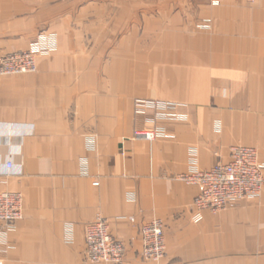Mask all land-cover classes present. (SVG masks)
<instances>
[{"label": "crops", "instance_id": "0c3cea01", "mask_svg": "<svg viewBox=\"0 0 264 264\" xmlns=\"http://www.w3.org/2000/svg\"><path fill=\"white\" fill-rule=\"evenodd\" d=\"M41 33L56 49L37 73L0 75V193L24 197L0 264H84L98 218L125 244L122 264H264V192L198 223L199 188L180 179L234 147L264 163V0H0V59ZM137 100L183 118L157 122L168 137L135 138L152 119ZM155 219L160 262L142 258Z\"/></svg>", "mask_w": 264, "mask_h": 264}, {"label": "built area", "instance_id": "2783aa9c", "mask_svg": "<svg viewBox=\"0 0 264 264\" xmlns=\"http://www.w3.org/2000/svg\"><path fill=\"white\" fill-rule=\"evenodd\" d=\"M252 1V0H249ZM56 49L55 42L46 34L35 42L31 49L8 54L0 59V75L16 76L36 74L37 61ZM179 105L156 100H137L135 113L145 116L150 125L135 130V138L154 142L168 137V132L157 125L158 121L180 120ZM9 164V168H11ZM183 182L199 188L194 199L193 214L200 223L203 212L217 214L235 208L244 200H254L264 190V163L259 152L252 147H234L227 164L217 165L211 170L201 171L197 161L192 169L181 176ZM24 217V197L18 192L0 193V231L5 239L16 229L17 223ZM131 222L135 223L132 218ZM142 240V258L146 261L160 262L167 254L165 224L155 219L143 224L140 228ZM85 263L84 264H122L125 259L126 246L112 234L108 222L98 218L87 225L85 230Z\"/></svg>", "mask_w": 264, "mask_h": 264}, {"label": "rangeland", "instance_id": "374dc122", "mask_svg": "<svg viewBox=\"0 0 264 264\" xmlns=\"http://www.w3.org/2000/svg\"><path fill=\"white\" fill-rule=\"evenodd\" d=\"M44 34H46V33H41V34L38 36L37 41H38V40L40 39V37L43 36ZM37 41H36V42H37ZM263 192H264V190H263ZM263 192H262V194H263ZM260 197H261V196H260ZM260 197H259V198H260ZM257 199H258V198H257Z\"/></svg>", "mask_w": 264, "mask_h": 264}]
</instances>
